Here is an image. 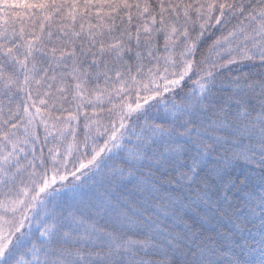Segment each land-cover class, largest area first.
<instances>
[{
  "label": "snow or ice",
  "instance_id": "6c2138e0",
  "mask_svg": "<svg viewBox=\"0 0 264 264\" xmlns=\"http://www.w3.org/2000/svg\"><path fill=\"white\" fill-rule=\"evenodd\" d=\"M0 264H264V0H0Z\"/></svg>",
  "mask_w": 264,
  "mask_h": 264
}]
</instances>
